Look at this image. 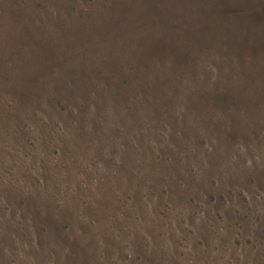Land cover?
Wrapping results in <instances>:
<instances>
[{"label": "rangeland", "instance_id": "374dc122", "mask_svg": "<svg viewBox=\"0 0 264 264\" xmlns=\"http://www.w3.org/2000/svg\"><path fill=\"white\" fill-rule=\"evenodd\" d=\"M83 68L105 104L57 138ZM0 264H264V0H0Z\"/></svg>", "mask_w": 264, "mask_h": 264}, {"label": "trees", "instance_id": "16d2710c", "mask_svg": "<svg viewBox=\"0 0 264 264\" xmlns=\"http://www.w3.org/2000/svg\"><path fill=\"white\" fill-rule=\"evenodd\" d=\"M119 58L121 60L120 56H119ZM51 60H52L51 57L47 56V60H46L47 65L45 67V71H46V69L47 70L49 69L50 72H54V71H52L53 65L50 62ZM147 60H149V59L146 58V61ZM146 61L142 62L143 66H142L141 71H137L138 67H136V66H133V67L130 66L128 69V72L127 71L120 72L118 70L119 66L116 68V70L118 71V76L116 78L117 82L116 81L112 82V85H114V87L118 89V91L122 95V100H124L126 102L127 106L129 104L130 110L134 109L135 111H137V107L135 105L136 102L134 101V99H136V100L139 99L140 100L139 102H141V105L138 108L139 111H140V108H142V99L143 98H146L148 101L153 100V97H150L148 95L149 90L151 89L150 88L151 85L147 86L148 82H145V79H144V75L146 76L148 69H149V71L151 69L150 65L146 64ZM123 68L124 67H122L121 69H123ZM96 69L97 68H94L93 70L90 68L81 69V76L82 77L80 76L81 77L79 80L80 84L76 81L74 83L75 85L73 84V85L66 87V89L68 88L74 93V98H72L74 100L73 103H70L69 101L65 100V98L60 97V96H57L55 99V97L53 98V95H50V94L47 95V100L49 101L48 102L49 112H51L50 115H53L52 120L53 121L55 120L54 122L53 121L49 122L48 128H50L51 131L56 132L55 137L61 138L60 133L63 132L62 126H66V125H62V123L60 122L63 115L72 117V119H71L72 122L76 123L79 115L81 116L83 114L82 111H84L86 113L94 111L95 113H97L96 105L94 103H91V101L89 102L88 105H86V99L92 100V98H93L92 96H94V100L96 102H98L97 106H99V103L105 104V103H101V101H102V98H104L103 95L104 94L106 95L107 92L109 91L110 80H109V82L106 81V80H108V77H107V73L105 70L103 71L102 75L100 76V74L98 73V71H96ZM130 72H136L135 78L132 77ZM59 74L60 75L55 76V79L56 80L60 79V81H58V83L60 82V85H61L62 77L64 75L61 74L60 72H59ZM48 75L50 76V74L47 73V76ZM49 76H48V78H49ZM100 77L103 78L104 81H102V83H100V85H95L96 79L98 80V78H100ZM68 82H70V81L68 80ZM78 86H80V87H78ZM55 87H56V85H55ZM56 89L57 88H55V90H54V94H58ZM126 92H127V95H126ZM131 92H133L132 95H130ZM103 101H104V99H103ZM131 102H133V106L130 105ZM79 136L80 137L82 136L79 144H82V142H83V145L87 146L88 143H90V139H86L87 136L85 137L84 134L76 135V137H79ZM58 140L59 139H57V141ZM52 142H53V140L50 142V145L52 144ZM61 142L62 141L59 140L56 143L57 147H55V149H54V154L56 156H58L60 154V151H62V148H64V145H62ZM70 142H72V144L75 143L73 140H71ZM131 143H132V141L130 140V144ZM76 148H78V147H76ZM51 168L54 169V167H51ZM59 188H61V190H63V191L67 190L63 184H59ZM63 207L65 210L63 209ZM59 209H61V210H58L59 213L61 214V216H64V218H62L61 220L58 219L56 213L44 214L45 215L44 220H46L45 233L47 235L49 234V236H50L51 230L53 229L51 227H56L55 229L57 232L60 231V232H63V234H64L67 231L66 235L64 234V239L67 241V240L72 238V231H71V228L69 227L71 216L69 214L70 213L73 214V213L69 209V207L67 205H64V204H60ZM66 210L69 211V213H68L69 216L65 215ZM48 229H50V231H48ZM49 254H51V251L49 252Z\"/></svg>", "mask_w": 264, "mask_h": 264}]
</instances>
